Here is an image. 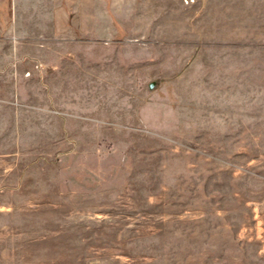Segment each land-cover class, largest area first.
I'll return each instance as SVG.
<instances>
[{"label":"rangeland","instance_id":"374dc122","mask_svg":"<svg viewBox=\"0 0 264 264\" xmlns=\"http://www.w3.org/2000/svg\"><path fill=\"white\" fill-rule=\"evenodd\" d=\"M53 5L0 93V264H264V0Z\"/></svg>","mask_w":264,"mask_h":264},{"label":"crops","instance_id":"0c3cea01","mask_svg":"<svg viewBox=\"0 0 264 264\" xmlns=\"http://www.w3.org/2000/svg\"><path fill=\"white\" fill-rule=\"evenodd\" d=\"M59 1L62 3V0H12L11 25L5 29L0 24V93H21L20 84L27 77L25 73L30 71L37 75L40 69L33 68L34 64H48L43 56L53 50V39H63L60 37L63 30L59 27L64 25V16L68 18V14H64L62 10L55 11L53 3ZM21 3H28L30 9L21 13ZM96 5L99 13L93 21L94 36L97 34V38L101 39V6L98 3ZM26 17L30 20L29 24L36 27V31L28 32L24 21ZM66 43L69 41L60 40L61 46ZM11 103L15 105V102Z\"/></svg>","mask_w":264,"mask_h":264}]
</instances>
